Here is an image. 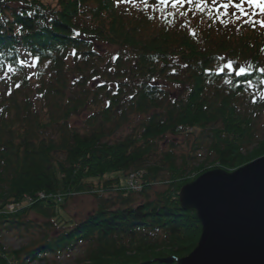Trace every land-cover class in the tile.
I'll return each mask as SVG.
<instances>
[{"label": "trees", "instance_id": "obj_1", "mask_svg": "<svg viewBox=\"0 0 264 264\" xmlns=\"http://www.w3.org/2000/svg\"><path fill=\"white\" fill-rule=\"evenodd\" d=\"M214 7L0 0V232L23 228L37 237L15 251L0 243V264L72 256L74 264H178L193 251L201 226L181 209V188L264 156V15L257 11L253 28L236 21L234 9ZM221 16L226 27L214 22ZM36 56L35 67L15 63ZM249 65L251 75H235ZM190 136L191 153L176 158L172 141ZM159 143L167 150L150 165ZM203 143L210 167L201 163L180 180ZM132 172H142L139 192L107 178ZM39 193L46 200L7 210ZM83 194L93 210L63 220L64 206Z\"/></svg>", "mask_w": 264, "mask_h": 264}, {"label": "water", "instance_id": "obj_2", "mask_svg": "<svg viewBox=\"0 0 264 264\" xmlns=\"http://www.w3.org/2000/svg\"><path fill=\"white\" fill-rule=\"evenodd\" d=\"M178 200L201 226L196 247L178 264H264V156L233 172L203 173Z\"/></svg>", "mask_w": 264, "mask_h": 264}, {"label": "rangeland", "instance_id": "obj_3", "mask_svg": "<svg viewBox=\"0 0 264 264\" xmlns=\"http://www.w3.org/2000/svg\"><path fill=\"white\" fill-rule=\"evenodd\" d=\"M195 26V25H193ZM138 119L136 118L132 123V125H128L127 127H125L121 133L119 132L118 134V139H122L123 136L127 135L130 133V130L132 131V126L134 127L136 124V121ZM261 123H262V126L259 127V131H261V133L264 132V117L262 118L261 120ZM198 135V132H196V137ZM165 142H169V139L167 138L165 140ZM173 143H177V147L175 149V154H176V158H180L181 156H187L191 153L192 151V145L194 144L195 142V138L194 137H184V138H178L176 141H172ZM161 143V142H160ZM159 143V145H160ZM162 144V143H161ZM159 152L158 153H152L151 154V157H149V160H150V165L152 164H156L159 162V158H160V154L161 152H166V150L164 151L163 149V145H160L159 146ZM203 148V149H202ZM202 150L200 151H197L195 154H194V158L193 160L190 161V166L187 168V170H185V177L180 179V180H184V179H187V178H192L194 176L193 175H190L192 172H189L190 170H192L194 167L198 166L199 164L201 163H206L205 165V168L208 169L210 167V165L207 164V162H211L212 161V158L213 156L210 158L208 156V153L206 151V146L204 145L203 143V146H202ZM163 150V151H161ZM63 158H61L62 160ZM177 164L180 165V159L177 161ZM189 172V173H188ZM131 174L133 175H140L142 174L141 173H134L132 172ZM189 175V176H188ZM125 176V175H124ZM124 176H122L121 174H117L115 177L114 176H107V178L109 177V179H113V178H118L121 180V185H125V187H128V184L130 185V181L133 182V180L135 179H132L130 177V175H127L126 178H124ZM168 175L166 173L163 172L162 174V177H161V180H167L168 179ZM134 185V183L132 184ZM162 188V185L161 186H154L152 188V191L149 193V198L152 200L153 197H154V194L157 192L156 190H161ZM128 189H130V187H128ZM91 194H83V195H78V196H74L72 200H69L68 203L64 206L65 209L63 211H61V215H62V219L63 220H69L71 219L72 221H79V220H82L86 214L90 211L93 210L94 206H95V202H94V199L90 196ZM58 196L56 197V200L55 202L58 203L60 202L58 200ZM30 198H26V197H23V203L25 204L27 201H30L32 203V200L37 203L38 200H46V197L42 194H36L34 196V198L32 197L31 200H29ZM23 204V205H24ZM28 204V203H27ZM27 204H25L24 206H26ZM22 206H16V209H9L10 211L13 210V212H15L14 210H17L19 208H22ZM12 212V213H13ZM63 213V214H62ZM28 220H30L32 222V224L36 225V222L37 220H35V217L34 216H30L28 218ZM62 220V221H63ZM40 221V220H39ZM1 234V238H0V243L1 245L6 249V251H15V250H19L20 248L22 247H26L28 244L32 243V239H33V236L34 234L36 233V231H31L29 233V231H27V233H25L24 229H20L19 231L17 230H3L0 232ZM33 234V235H32ZM37 237L34 236V240H36ZM48 259V258H47ZM74 256H72L71 258H61L60 260L58 259H55V258H49L48 261L46 262V264H74L72 260H74ZM30 264V263H29ZM31 264H44V263H37V262H33Z\"/></svg>", "mask_w": 264, "mask_h": 264}, {"label": "snow or ice", "instance_id": "obj_4", "mask_svg": "<svg viewBox=\"0 0 264 264\" xmlns=\"http://www.w3.org/2000/svg\"><path fill=\"white\" fill-rule=\"evenodd\" d=\"M127 3L130 2V0H117V4L120 3ZM145 3H147V0H144ZM163 2V0H161ZM172 6L176 7L177 5L183 6L184 4H196L197 10H203V8L207 7V0H171ZM211 4L214 7V10L217 14L220 13V10H224V15L228 14V9H234V11L231 13V15L235 18L236 21H242L243 24H248L252 26L253 28L256 27L257 21L253 19L257 15V11L259 14L264 15V0H239V3H235L234 0H225V2L217 4V0H211ZM244 5H247V9H251L252 11L249 13V11L244 7ZM214 22H218L222 24L223 26H227L224 24L223 16H221L218 20H215ZM259 26L261 28H264V21H259ZM79 35V33H77ZM73 55H75V50H73ZM39 57H34L31 61L27 59L17 60L15 63L19 65L20 67L29 66V67H35L39 62ZM186 67V65H185ZM225 68L229 69V71H232V63L229 62L228 64L224 65ZM252 65H249L248 68H245L241 66L236 72L235 75L237 77L245 76V75H251L248 69H250ZM6 72L14 71L12 65H8L5 69ZM260 73H264V68H261L258 70ZM30 78V77H29ZM264 83V81H262ZM19 87V85H17ZM10 94V93H9ZM256 101L253 100V103Z\"/></svg>", "mask_w": 264, "mask_h": 264}]
</instances>
